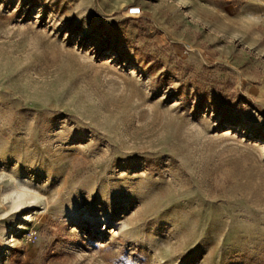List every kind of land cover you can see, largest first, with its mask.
I'll list each match as a JSON object with an SVG mask.
<instances>
[{
  "label": "rangeland",
  "instance_id": "374dc122",
  "mask_svg": "<svg viewBox=\"0 0 264 264\" xmlns=\"http://www.w3.org/2000/svg\"><path fill=\"white\" fill-rule=\"evenodd\" d=\"M0 264H264V0H0Z\"/></svg>",
  "mask_w": 264,
  "mask_h": 264
},
{
  "label": "built area",
  "instance_id": "2783aa9c",
  "mask_svg": "<svg viewBox=\"0 0 264 264\" xmlns=\"http://www.w3.org/2000/svg\"><path fill=\"white\" fill-rule=\"evenodd\" d=\"M133 8L139 9V12L136 13V14H133V13L131 12V9H133ZM141 14H142L141 7H140L139 5H136V4H131V5H129V6L126 8V10H125V15H126V17H131V18H133V17H139V16H141Z\"/></svg>",
  "mask_w": 264,
  "mask_h": 264
},
{
  "label": "snow or ice",
  "instance_id": "6c2138e0",
  "mask_svg": "<svg viewBox=\"0 0 264 264\" xmlns=\"http://www.w3.org/2000/svg\"><path fill=\"white\" fill-rule=\"evenodd\" d=\"M131 12H132L133 14H136V13L139 12V9L133 8V9H131Z\"/></svg>",
  "mask_w": 264,
  "mask_h": 264
}]
</instances>
